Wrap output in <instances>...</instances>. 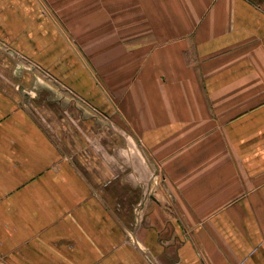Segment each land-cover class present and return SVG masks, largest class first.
<instances>
[{
	"label": "crops",
	"instance_id": "obj_1",
	"mask_svg": "<svg viewBox=\"0 0 264 264\" xmlns=\"http://www.w3.org/2000/svg\"><path fill=\"white\" fill-rule=\"evenodd\" d=\"M0 264H264V0H0Z\"/></svg>",
	"mask_w": 264,
	"mask_h": 264
}]
</instances>
